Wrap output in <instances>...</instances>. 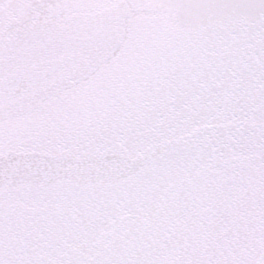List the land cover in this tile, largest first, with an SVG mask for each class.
Segmentation results:
<instances>
[{
	"label": "snow or ice",
	"instance_id": "6c2138e0",
	"mask_svg": "<svg viewBox=\"0 0 264 264\" xmlns=\"http://www.w3.org/2000/svg\"><path fill=\"white\" fill-rule=\"evenodd\" d=\"M0 264H264V0H0Z\"/></svg>",
	"mask_w": 264,
	"mask_h": 264
}]
</instances>
